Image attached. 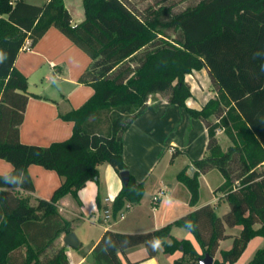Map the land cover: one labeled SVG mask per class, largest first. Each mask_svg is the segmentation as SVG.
I'll return each mask as SVG.
<instances>
[{"label":"trees","instance_id":"1","mask_svg":"<svg viewBox=\"0 0 264 264\" xmlns=\"http://www.w3.org/2000/svg\"><path fill=\"white\" fill-rule=\"evenodd\" d=\"M83 8L84 20L72 25L63 0L41 5L0 0V159L12 166L0 175V264H68L64 248L53 246L72 232L58 202L67 195L77 200L88 181H97L101 164L118 174L127 171L122 134L155 94L200 120L207 132V154L191 161L194 174L187 168L177 174L190 194L189 205L198 201L197 176L217 170L224 181L214 194L223 196L229 210L218 217L207 204L150 232L107 230L92 250V264H123L119 254L139 245L151 258L157 252L151 246L155 238L165 254L181 252L173 264H199L205 254L214 257L219 242L229 237L224 225L241 228L213 264L235 263L252 238H264V171L257 172L264 165V0H199L176 14L163 6L137 10L128 0H83ZM52 27L91 59L79 81L94 93L82 107L62 115L73 123L71 136L40 147L19 140L28 96L26 78L14 63L25 41L31 46ZM203 68L215 97L200 109L188 108L185 76ZM218 130L230 142L225 150ZM178 154L174 151L171 160ZM31 165L54 171L61 180L50 199H36L34 205L8 190L33 192ZM143 194V182L129 174L112 215L126 203L138 204ZM173 226L188 230L201 253L189 241L173 238ZM247 264H264V247Z\"/></svg>","mask_w":264,"mask_h":264},{"label":"crops","instance_id":"2","mask_svg":"<svg viewBox=\"0 0 264 264\" xmlns=\"http://www.w3.org/2000/svg\"><path fill=\"white\" fill-rule=\"evenodd\" d=\"M23 1L33 5L41 4L38 0ZM63 3L71 17L72 25L84 20L83 0H63ZM90 63L91 59L84 51L53 27L49 28L29 49L19 51L14 68L26 78L28 96L23 120L19 126V140L22 143L46 147L52 143L65 141L71 136L73 123L64 120L62 115L79 109L92 97L93 88L79 81ZM185 81L191 92V96L185 101L188 108L200 109L208 100L215 97L207 69L193 71L185 76ZM222 135L225 136L223 131L218 130L216 138L219 145V137ZM122 143V159L127 171L137 183L143 182L144 186L141 201L132 205L123 220L117 218L104 220V211L112 206L123 187L119 174L106 163L98 166L97 181H88L78 191L77 200L67 195L57 204L59 214L70 223L71 231L75 235L76 226L79 227L81 223H89L100 229L96 241L88 246L78 263H82L92 253L102 234L107 230L126 234L150 232L173 223L207 204L213 206L218 217H222L229 210L228 203L222 195H215L212 192V199L202 198L204 187L202 185L204 183L208 187V175L213 170L197 176L199 197L194 206L189 205L190 194L177 179V174L185 168L187 174L192 176L191 161L207 154V132L204 124L198 119L189 117L183 109L170 105L160 95H151L143 114L137 117L122 134ZM166 151L170 155L174 151L179 152L174 159L171 160L170 156L168 160V167L179 163L171 178L163 175L166 173L163 172V168L159 172L156 170L163 158L162 154ZM11 169L9 163L0 159V175L10 172ZM261 171H264V165L258 167L257 172ZM27 173L32 181L33 192L20 188L8 190L22 198H29L30 205H34L36 199H50L61 181L54 171L38 165L29 166ZM209 188L212 191L214 187L210 184ZM224 228L225 234L229 237L219 242L215 258L213 257L218 261L221 260V252L231 248L232 237L238 235L241 227L224 225ZM170 235L176 240L189 241L195 250L201 253L199 245L188 230L173 226ZM65 236L57 238L53 246L63 247L67 260L71 261L73 255L69 247L63 244ZM77 239L78 251L82 241L79 237ZM262 247H264V238L260 236L252 238L233 264H247ZM180 257V251L165 254L160 246L155 256L147 258L143 245L119 254L123 264H173Z\"/></svg>","mask_w":264,"mask_h":264},{"label":"rangeland","instance_id":"3","mask_svg":"<svg viewBox=\"0 0 264 264\" xmlns=\"http://www.w3.org/2000/svg\"><path fill=\"white\" fill-rule=\"evenodd\" d=\"M38 1L41 4L44 3L42 2V0H38ZM128 1L137 10L141 9L146 5H151L154 8L163 6L170 8L171 14H176L181 12L188 5L196 4L199 0H128ZM169 34L172 33L170 32ZM219 143L223 150L226 149V147L229 145V141L224 135L219 137ZM162 155L163 158L160 160L159 164L157 165L156 170L157 172H159L163 168V172L164 171L166 172L163 175H165L166 178H171L179 163L177 162L174 166L168 167V160L171 155L169 154L168 151L164 152ZM165 166L167 169L165 168ZM208 179H209L208 187H206L204 183L202 185L204 186L202 190V198L212 199L213 198L212 192L214 193L213 190L223 183V177L220 175V173L217 170H213L212 173L208 175ZM210 184L214 187L212 191L209 188ZM76 227H77L76 228L77 234L76 235L74 233L73 234L75 235L76 239L77 237H79V239L82 241V246L79 248L78 251L76 249L68 248L70 250L71 255H73L71 258V263L73 264L78 263L82 254L87 251L88 246H90L92 243L96 241L97 236L100 233L99 227L95 225H91L89 223H81L79 227L78 225ZM81 264H90V263L84 260Z\"/></svg>","mask_w":264,"mask_h":264},{"label":"water","instance_id":"4","mask_svg":"<svg viewBox=\"0 0 264 264\" xmlns=\"http://www.w3.org/2000/svg\"><path fill=\"white\" fill-rule=\"evenodd\" d=\"M191 174H194L195 169L190 167ZM119 177L123 186H127L129 181V172L123 171L119 173ZM63 244L69 248L76 249L78 247V240L76 239L75 235L71 232L67 234L63 239ZM86 262L92 264L93 263V255L89 254L86 259ZM214 259L212 256L205 254L203 258L199 260V264H213Z\"/></svg>","mask_w":264,"mask_h":264},{"label":"built area","instance_id":"5","mask_svg":"<svg viewBox=\"0 0 264 264\" xmlns=\"http://www.w3.org/2000/svg\"><path fill=\"white\" fill-rule=\"evenodd\" d=\"M29 47H30V41L27 40V41H25V43L23 44V46H22V50H23V49H24V50H27V49H29ZM131 208H132V204H130V203H126V204L124 205V207H123L120 211H118V213L116 214V216H113V215H112V210H111V207H110L109 209H106V210L104 211V220H105V221H107V220H112L113 218H117L118 220H123L124 217H125L126 212L129 211V210H131ZM68 264H73V263H71V261H68ZM77 264H81V263H77Z\"/></svg>","mask_w":264,"mask_h":264},{"label":"clouds","instance_id":"6","mask_svg":"<svg viewBox=\"0 0 264 264\" xmlns=\"http://www.w3.org/2000/svg\"><path fill=\"white\" fill-rule=\"evenodd\" d=\"M13 183H15V181H12ZM20 182H22V179L20 180ZM191 227V225H189ZM162 244V241L160 238H155L152 242H151V246L153 247V249H158Z\"/></svg>","mask_w":264,"mask_h":264}]
</instances>
